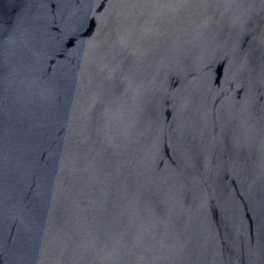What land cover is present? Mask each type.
I'll return each mask as SVG.
<instances>
[{
    "label": "water",
    "instance_id": "obj_1",
    "mask_svg": "<svg viewBox=\"0 0 264 264\" xmlns=\"http://www.w3.org/2000/svg\"><path fill=\"white\" fill-rule=\"evenodd\" d=\"M0 264H264V0H0Z\"/></svg>",
    "mask_w": 264,
    "mask_h": 264
}]
</instances>
